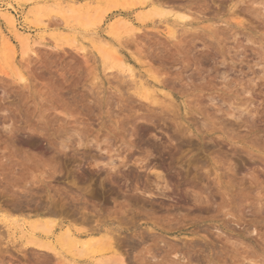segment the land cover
Masks as SVG:
<instances>
[{
	"label": "rangeland",
	"instance_id": "374dc122",
	"mask_svg": "<svg viewBox=\"0 0 264 264\" xmlns=\"http://www.w3.org/2000/svg\"><path fill=\"white\" fill-rule=\"evenodd\" d=\"M71 1L76 22L44 0H0L38 42L22 55L0 21V220L25 226L0 221V264H70L28 241L50 221V238L62 223L114 230L127 264H264V0H153L170 12L148 19L131 0ZM38 9L44 39L24 20ZM121 17L137 31L110 37ZM90 32L135 80L103 64Z\"/></svg>",
	"mask_w": 264,
	"mask_h": 264
},
{
	"label": "bare ground",
	"instance_id": "6f19581e",
	"mask_svg": "<svg viewBox=\"0 0 264 264\" xmlns=\"http://www.w3.org/2000/svg\"><path fill=\"white\" fill-rule=\"evenodd\" d=\"M25 1H31V0H25ZM48 1H50V3H48ZM70 1L71 0H44V2L48 3V4L46 3L47 7L53 6L55 9H57L59 11V13L65 19L72 17V18H74L73 20L76 19L75 20V22H76L77 19H79V17H78L79 11L74 9V7L72 5L67 4V3H70ZM131 1H134L135 4L140 5L141 8H143V7L146 8V6H150L148 8V10H146V13L144 12L146 14L145 18H147V17L151 18V17H155V16L157 18H161V17L169 14V12H170V10L166 11L165 10L166 8L163 9V8L159 7L158 5L154 4L153 0H131ZM77 2H79V0H72L71 1V3H73V4H77ZM9 8L12 10H15V7L13 5H7L6 8L4 7V9H5L4 11H2L0 9V21L3 20V22L7 25V27L9 28L10 31H16V32H14V37L17 38V40L20 43L19 44L20 45V51H21L22 55H24V56L28 55L29 52L33 51L34 44L37 41L35 42L33 40L34 38H32V36L29 33L22 34V33H19L20 31L17 32V30L19 28L17 25V20L14 17V15L12 14V11L8 10ZM86 14H87V12H86ZM43 15H44V13L42 12V10H39L36 13H33V15L31 17L25 16V18H24V20H26V22L29 24L28 28L35 27L36 29H38L41 32L40 35L37 36V38H40V39L45 38V33L47 32L48 26H49V25H47L48 22L46 24V20L43 17ZM84 15H85V13H84ZM91 15H92V13H91ZM98 16L101 17V15H98ZM142 16L143 15L141 13H139V16L137 19L139 21H143L145 18ZM46 17H47V15H46ZM176 17H177V19H180V20H184L187 18V16L185 14H177ZM98 21H100V19ZM238 22L242 23L241 19L238 20ZM93 23L95 24V21L91 23L88 20L85 24L84 23L82 24L83 25L82 27L84 29H88L90 26H95ZM116 24H117V26L116 27L113 26L111 28V30L108 32L109 33L108 35L110 36V34H111L110 37H113L115 39L119 38L120 27L121 28L125 27L127 33H131L133 31L135 32V30L137 31V27H134V25L131 22H129L128 20H125L122 17L117 20ZM0 29H1V24H0ZM65 30H67L68 32H63V31L62 32L66 33L65 34L66 38L68 37L67 40L70 43H72L75 47H76V45H78L77 47L79 49H81L82 51H84L85 46L83 45L82 41L78 40V38H77L78 32L72 31L70 33L69 31H71V30L69 29V26L66 27ZM87 33H88V31H86V30L84 32L82 31V34H87ZM94 33L90 32V34H89L90 37L93 36ZM92 38L93 39L97 38L96 41L100 42V46H97V52L101 56L103 64L108 66V69H110V68L113 69V67H118L121 70L125 71V73L130 78H132V81L135 80L136 76H135L133 67L129 63L124 61L121 58V56H119L117 47L110 44L111 42H109V41H111V40H108L107 38H105V39L100 38L98 36L97 37L93 36ZM92 38H90V39H92ZM83 39H85V38H83ZM6 40H7V38H6ZM5 44H7V42ZM8 44L10 47V44H12V43H8ZM37 44H38V42H37ZM8 50H9V48H8ZM11 50L14 51L12 47H11ZM11 50H10V52H11ZM111 61H112V63H110ZM18 79L21 81L24 78L22 76L21 77L18 76ZM143 83H139V84L142 86ZM140 97H142V99H145V100L147 99L148 101L152 99L151 101L153 103L155 102L154 101L155 99L146 90H145V92L141 93ZM197 197H199V196H196L195 198L199 199ZM196 199H195V201H196ZM48 220L49 219H46V221H48ZM0 221L2 222V224L4 222L6 224V226L10 229H21L20 232L24 231V228H25L24 223L20 222V220L3 219ZM53 222L50 221V224L48 222V224H47L48 226L46 224H44L43 222H41L39 224L38 223H35V224L31 223L30 224L31 232L28 233V235H29L28 241L32 244H35L37 247L39 246L42 249H46V250L52 252L55 255H56V253L58 255L61 251L64 250L63 252H66L71 257L70 258V264L71 263L76 264L75 263L76 261H74L75 258H82V257L87 256L89 254H92V256H94L95 252H99L97 255L100 256V258H97L96 260H94V262L96 264H127L126 261H124V258L122 256L121 252L118 250V248L115 245L117 242L115 241V244H114L113 238L115 240V237L112 236V234H110V232H112L114 230L111 231L110 229H107L105 227L106 229L104 228V231L103 230L98 231V229H100V228L96 229L95 226H94V228L89 227V229H83V228L75 229V227L72 228L69 224L67 225V224L62 223V225H60L61 227L59 228V232L55 235L54 238H50L54 232V223L55 222L54 223ZM96 227H97V225H96ZM34 231L39 232V234H41L42 236L37 237L35 235ZM100 232H102V233H100ZM96 233H100L99 236L95 237L94 235ZM46 237H48V238H46ZM118 242H119V240H118ZM118 247H120V246H118ZM95 248H97V250ZM61 255L62 254H60L59 256H61ZM105 255H106V258L103 259L102 256H105ZM93 259H95V258H93Z\"/></svg>",
	"mask_w": 264,
	"mask_h": 264
}]
</instances>
